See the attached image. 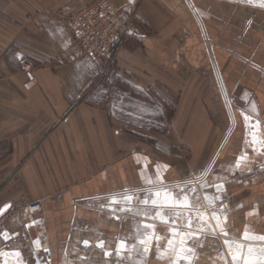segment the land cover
Segmentation results:
<instances>
[{"label": "crops", "instance_id": "obj_1", "mask_svg": "<svg viewBox=\"0 0 264 264\" xmlns=\"http://www.w3.org/2000/svg\"><path fill=\"white\" fill-rule=\"evenodd\" d=\"M90 1L0 0V252L28 264L36 252L46 264H175L186 247L192 264H232L226 239L247 256L264 248L243 239L264 236V148L251 139V120L264 137L261 0H111L135 6L139 35L103 76L66 24ZM164 189L189 206L152 205Z\"/></svg>", "mask_w": 264, "mask_h": 264}, {"label": "built area", "instance_id": "obj_2", "mask_svg": "<svg viewBox=\"0 0 264 264\" xmlns=\"http://www.w3.org/2000/svg\"><path fill=\"white\" fill-rule=\"evenodd\" d=\"M67 25L74 44L95 65L100 76L115 65L121 44L127 39L138 38L139 35L135 6L118 8L111 0H91L68 17ZM18 64L20 70L26 73H31L35 66L29 56H21ZM86 204L90 205L91 201H86ZM39 208L38 202L26 209L27 213L33 214ZM2 243L3 237L0 233V247ZM244 243L242 240L237 241V244Z\"/></svg>", "mask_w": 264, "mask_h": 264}, {"label": "snow or ice", "instance_id": "obj_3", "mask_svg": "<svg viewBox=\"0 0 264 264\" xmlns=\"http://www.w3.org/2000/svg\"><path fill=\"white\" fill-rule=\"evenodd\" d=\"M248 2H252V0H248ZM261 6H264V0H261ZM245 120H248V117L245 116ZM259 125V121H257L256 125H252L251 127L254 129L256 126ZM253 142H259L261 145H264V137H257L255 131H253ZM246 160V156H241L238 157L235 163V167L237 169H239V167L241 166V164ZM216 187L218 189H222L223 185L219 184L216 185ZM163 191V199H161V192ZM193 191H195V189H193ZM153 196L155 197L154 199L151 200V204L154 206H163L169 209H174L177 207H188L189 205L187 204V196H185V203L184 204H180V201L178 198L173 197V195L167 190H158L155 193H153ZM123 199L130 201L131 200V196H126L123 197ZM206 199H211L206 197ZM112 203H119V200L117 198H113L112 199ZM145 204L149 203L148 199H145L144 201ZM2 211V210H0ZM158 216H163V212L158 211L157 212ZM213 217L216 219V226L220 227L221 233L224 234L225 236H227V232L223 229V227H221V220L218 217H215V214H213ZM199 219L201 220V222L204 221V217L200 216ZM226 219V218H225ZM145 227H150L149 225H145ZM188 227H191V224L189 223ZM173 237H176L177 235L181 236V241L182 243L187 242L189 239L192 238V233L191 232H184V233H178L175 230H173ZM243 239L245 240H250V239H258V240H262L264 241V236H252L248 233V231L246 230L243 234ZM85 246H87L88 242L85 241ZM141 244H145L146 241L141 240L140 241ZM225 246L232 251L233 249H235V252L237 254H233L232 255V264H264V248H255V247H248L247 248V253H248V257H244L243 252H244V247L241 244H236L234 241H230V240H225L224 241ZM98 247H103V243L99 242L97 244ZM169 246L172 248L173 251H176L174 242L172 240L169 241ZM127 248V244L124 241H121L120 245L117 248V252L119 253L121 251V249ZM145 251H148L147 248L144 249ZM180 253L182 254H178L175 258V264H179V261L181 259H184L186 261V264H192L191 258H190V254L194 255V249L192 248H186V247H181L180 248ZM253 253H258V257L257 259H251V256ZM106 255H111V253H105ZM0 255H3L2 253H0ZM15 255L19 256V253H16Z\"/></svg>", "mask_w": 264, "mask_h": 264}, {"label": "water", "instance_id": "obj_4", "mask_svg": "<svg viewBox=\"0 0 264 264\" xmlns=\"http://www.w3.org/2000/svg\"><path fill=\"white\" fill-rule=\"evenodd\" d=\"M0 253L3 254L0 255V264H28L19 250L1 251ZM16 253H19V256L15 255ZM32 257L33 264H46L37 253H33Z\"/></svg>", "mask_w": 264, "mask_h": 264}, {"label": "flooded vegetation", "instance_id": "obj_5", "mask_svg": "<svg viewBox=\"0 0 264 264\" xmlns=\"http://www.w3.org/2000/svg\"><path fill=\"white\" fill-rule=\"evenodd\" d=\"M251 122H252L251 126L257 124L256 121L251 120ZM251 128H252V127H251ZM253 131H255L257 137H262V129H261L260 123H259L258 126H256L254 129L252 128V130H251V132H252V135H251V139H252V141H253ZM258 143H259V142H258ZM259 144H260V143H259ZM259 148H260L259 150H262V149L264 148V145H261V144H260Z\"/></svg>", "mask_w": 264, "mask_h": 264}, {"label": "rangeland", "instance_id": "obj_6", "mask_svg": "<svg viewBox=\"0 0 264 264\" xmlns=\"http://www.w3.org/2000/svg\"><path fill=\"white\" fill-rule=\"evenodd\" d=\"M66 17H67V19H68L69 15H67ZM67 19H66V21H67ZM66 24H67V23H66ZM215 44H216V43H215ZM227 52H228V51H227ZM228 53H231V52L229 51ZM109 71H110V70H109ZM180 83H181V82H179V84H180ZM180 95H181V94H179L178 96H180ZM231 102H232V101H231ZM227 104L229 105L228 100H227ZM164 156H165V155H164ZM198 181L200 182L199 179H198ZM245 254H246V253H245ZM245 254H244V257L247 258L248 256L245 255ZM255 256L258 257L257 254H256ZM251 259H257V258H255L254 256H252Z\"/></svg>", "mask_w": 264, "mask_h": 264}]
</instances>
